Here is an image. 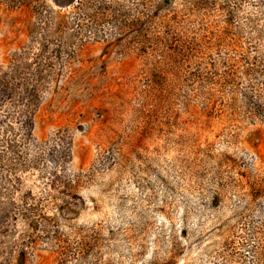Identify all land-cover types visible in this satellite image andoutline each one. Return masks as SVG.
Segmentation results:
<instances>
[{
  "label": "rangeland",
  "instance_id": "rangeland-1",
  "mask_svg": "<svg viewBox=\"0 0 264 264\" xmlns=\"http://www.w3.org/2000/svg\"><path fill=\"white\" fill-rule=\"evenodd\" d=\"M0 264H264V0H0Z\"/></svg>",
  "mask_w": 264,
  "mask_h": 264
}]
</instances>
